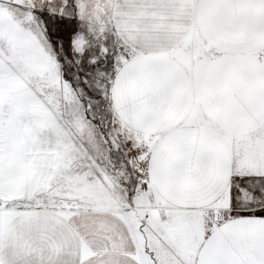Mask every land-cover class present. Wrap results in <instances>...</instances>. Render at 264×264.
<instances>
[{
  "label": "snow or ice",
  "instance_id": "1",
  "mask_svg": "<svg viewBox=\"0 0 264 264\" xmlns=\"http://www.w3.org/2000/svg\"><path fill=\"white\" fill-rule=\"evenodd\" d=\"M0 264H264V0H0Z\"/></svg>",
  "mask_w": 264,
  "mask_h": 264
}]
</instances>
